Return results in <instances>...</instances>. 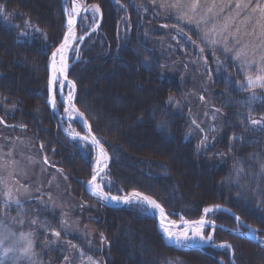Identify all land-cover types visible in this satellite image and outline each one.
Returning a JSON list of instances; mask_svg holds the SVG:
<instances>
[{
  "label": "trees",
  "instance_id": "trees-1",
  "mask_svg": "<svg viewBox=\"0 0 264 264\" xmlns=\"http://www.w3.org/2000/svg\"><path fill=\"white\" fill-rule=\"evenodd\" d=\"M89 1L102 6L103 21L91 34L94 40L91 42L90 37L81 45L80 57L70 67L69 76L77 84V105L112 156L109 169L112 180L105 189L110 188L115 194H121L122 189L144 191L155 196L176 218L179 213L198 218L206 206L222 204L258 227L264 235V174L261 173L264 128L252 125L249 119L253 118L252 114L264 113L261 99L264 95L260 93L264 89L252 93L248 87H241L243 74L236 62L233 64L222 48H210L205 29L175 12L170 0ZM205 1L206 5L216 2L224 6L225 12L239 10L235 4L241 3V0ZM63 2L0 0L3 6L0 11V115L7 122V125L0 123V136L5 138V144L15 152V157L26 155L32 146L40 156L45 153L51 165L62 167L63 171L47 165L60 178L67 176L69 194L66 193L74 203L72 218L80 224L94 223L106 235L107 244L98 252L106 264H264L261 246L219 228L214 231V242H229L232 249L212 245L202 249L168 246L151 214L135 205L104 206L85 191L80 179L91 177L94 153L87 147L86 154L65 134L47 102L49 58L66 29ZM258 2L264 3V0H251L249 9ZM120 15L126 19L122 21ZM27 22L38 26L41 32L32 38H23L20 29ZM182 40L188 42L186 54L180 48ZM120 57L152 78L149 92H129L118 79L104 77L105 69ZM189 58L193 60L191 66L201 74L199 79L190 80L185 75ZM202 79L210 92L208 109L215 114L219 126L212 146L189 135L194 120L190 105L179 108L168 102L170 96L177 99L181 92V98L190 96L191 85L198 87ZM120 95L124 98L118 103ZM64 106L60 101V111ZM136 120L146 121L145 126L131 134L129 129ZM74 124L83 131L77 121ZM144 131L151 133L153 143L146 140ZM132 135L139 140L133 141ZM168 138L174 141L171 146L163 140ZM201 168L203 176L197 172ZM236 168L243 169L239 176L234 171ZM44 179L48 182L47 173ZM4 210L5 221L12 219V215L17 216L23 221V227L37 232V244L46 238L52 241L53 228L60 231V244L65 246L63 253L71 256L59 222V216L64 214L61 208L51 210L37 197L30 196L19 208L14 204ZM213 218L231 227L238 223L227 210L216 211ZM33 220L35 223H31ZM205 231L210 233L211 227Z\"/></svg>",
  "mask_w": 264,
  "mask_h": 264
},
{
  "label": "rangeland",
  "instance_id": "rangeland-1",
  "mask_svg": "<svg viewBox=\"0 0 264 264\" xmlns=\"http://www.w3.org/2000/svg\"><path fill=\"white\" fill-rule=\"evenodd\" d=\"M170 3L171 6L179 5L178 7L171 8L175 10V12H177L180 16L183 15L187 19V21H192L193 23L205 29V33L208 34V38L206 40L208 41L210 48L213 46L215 48L219 47L224 49L223 38L224 36H228L227 43L231 51H223L224 54L228 55V57L231 58L233 64L236 62L237 69L242 72L243 82H239L241 84V87H247L246 77L248 75H252L253 78H255L256 75L261 74V65L258 62V56L256 57L257 63L253 64L251 68H249L248 64L244 62L245 60L250 62L253 59L250 48L245 49V51L247 52L246 56L242 55L240 59L236 58V52L239 51L244 46V44H258L260 41V32L257 27V23L264 24V19H261L258 14H254L251 21H248L244 24L240 23L241 21H244L245 18L249 15L250 9L252 7L243 11H232L231 9V11L227 10L225 12L224 6H219L216 4V2H210V4L206 5V1L204 2V0H198V2L197 0H170ZM72 5L73 4H71L70 7ZM235 5H237V3ZM70 7H68V9H70ZM209 9H211V11H209ZM238 11L240 12V14L239 16H236V13ZM83 17V23H85L89 27H94L100 17V12L93 14L91 9V12L85 13ZM229 20L233 21V23L229 25V32L234 31L236 27H240L241 29V31L236 34L237 37L242 41V44L240 45H237L235 43L234 38L229 35V32L221 31L223 25ZM213 24L216 25L215 30H213ZM37 27L38 26L32 25L27 22L25 26L20 29V35L23 36V38H32L34 35L40 33L36 31ZM253 29H256L255 37L245 35V33H252ZM212 39L217 40L218 43L211 44L210 40ZM181 43V51L183 52V54H186L185 47H188V42L182 40ZM77 47L78 46L74 43L73 48ZM173 47L176 46H172V48ZM258 50L259 49H257V51ZM186 60H188L189 65L185 66V75L190 80H194V77H197L199 79V76L201 75L199 73V70L191 66L193 60H191L190 58ZM202 81L203 83L200 81V85L198 87L191 85L190 90L192 89V92L189 93L190 96L186 95L181 98L182 92L180 94L178 93L177 99L174 98L173 103L179 108H182V106L186 104L190 105V115H194L193 121H195V123H193V121L191 122L189 135L197 136V139H199L200 142H202L206 146H212L218 134L219 126L216 122L215 114L212 113L210 109H208L207 101L209 100L210 92L208 91L209 88L203 79ZM56 87L59 88V84ZM199 87H201L202 89L198 90ZM248 89H250L252 93H254L257 92L256 90L264 88L259 87V85H254L252 87H248ZM69 90L70 88L65 85L63 95H68ZM260 93L264 95V92ZM201 97H203V99H201ZM261 99L264 100V96L261 97ZM55 100L56 106L58 107V98H56ZM251 117H253L252 119L261 121V124L256 125L257 127L264 128V113L255 116L254 114H252ZM64 120L66 121V123L61 120L63 130L68 129L69 132H79L78 129H76L72 124L73 119H69L67 117ZM66 134L68 135V133ZM80 134L84 135L83 133ZM205 137L207 138L205 139ZM4 139V137L0 136V165H2L4 161H7L8 167H0V178L7 180V187L12 189L14 198H19L23 203V200L25 198L35 196L43 206L48 205L51 210L61 208V210L64 211V214L59 216V222L62 223V232L65 233L67 237L65 239V242L68 243L71 249L70 257L68 255L65 256V254L63 253V249H65V246L62 247V244H60V237H54L52 241L46 238L42 241H38L37 244V232L31 230L26 226L23 227L22 224L19 223L20 220L17 216L12 215L13 218H15L16 222H14L13 218H8V221H5L6 210H4V208H8V206L14 205V203L5 205L4 200L6 199V197L4 195V192L6 191V189L3 184H0V212L3 211L2 214L0 213V220H2L5 225L9 226L12 231L16 232L17 234H19L20 232L34 233L33 250L36 255L33 258L32 264H89V256H91L93 260L100 262V264H106L104 259L101 258V256L98 254V252L107 244L105 234L102 231L98 230L97 225L94 223L92 224L89 222H85L83 224H80L76 219L72 218L74 203L71 202L67 196V193L69 194V192L66 191V183L68 184L67 176L63 175L62 178H60L58 173H56V170L48 169V166L44 163L42 156H40L37 151H33L34 148H32V146H30V149L28 151L29 153H27L26 155L20 154L19 158L17 156L15 157V152H13V150L5 144ZM74 142H76L78 146L86 154H88V148L87 145L84 144V142ZM26 148L27 146L24 149L26 150ZM13 161L16 162L14 167L12 165ZM94 167L95 164L93 165V169ZM9 173H11V175H9ZM45 173H47L48 175V182L44 181ZM99 182L103 183V181L101 180ZM21 185L28 188L27 193H24L23 189H21L20 192H16V189L20 188ZM45 195L46 198L43 197ZM64 221L67 222L66 226L63 223ZM203 233L205 237L208 236L206 234L205 228L203 229ZM206 241L207 240L201 243H205ZM81 253H83L82 258L80 256ZM66 257L67 259H65ZM17 264H29V261L26 259H21L17 262Z\"/></svg>",
  "mask_w": 264,
  "mask_h": 264
},
{
  "label": "snow or ice",
  "instance_id": "snow-or-ice-1",
  "mask_svg": "<svg viewBox=\"0 0 264 264\" xmlns=\"http://www.w3.org/2000/svg\"><path fill=\"white\" fill-rule=\"evenodd\" d=\"M155 2V0H154ZM198 2V0H197ZM251 3V0H248L247 3H244L243 0H241V3H237L236 8L243 11L249 8V5ZM179 5H172V7H178ZM92 13H98L100 12V7L98 4L91 5ZM87 12V8L81 7V5L78 3V0H73V8L67 11V32L63 36L62 42L59 43V46L56 47L52 53H51V62L49 65L50 72H51V79L50 83H57L59 82V91L62 96L61 103H66L67 106L64 107V113L68 116L69 119H73L72 113H75V119L79 120L83 126L87 129L86 135H81L79 132H69L68 129H64L66 133L70 136V138L74 141H82L89 149H92L95 151V157H94V164L95 168L93 169L92 178L87 183L91 186V194L92 196L103 200V201H111L116 203H122L125 205H135L140 209H143L146 213H152L155 216H158L159 222L161 225V230L164 233V237L169 240H174L175 243L178 246L188 247L191 245H195L199 242H203L205 240L211 241L212 236L208 235L205 237L203 233V228L208 225L209 223L214 224V221H208L205 217L213 213L214 211L221 210L220 205H214L205 207L203 209L204 216L201 217V219L196 221H185L183 217H181V221L184 224V230L183 231H174L173 229H177L180 227V225L177 224V221L170 220L169 214L166 212L164 206L157 201V199L153 198L150 195L143 194L139 191H131L129 194H122V195H111V190L109 188V191H105V187H108L110 184V181L105 180L104 178L106 176H109L110 173L108 172L109 168V161L110 156L108 151L105 149L104 143L101 142V138H98L92 131L91 125L88 123V121L85 118L84 112L80 111L79 108L76 107L74 103V91H75V83L69 82L70 84V90L68 92V95L66 98H63V90H64V83L63 81H66L68 79L67 72L69 69V54L72 53L73 57L78 59L80 56L79 48H73V44L77 41V32H76V23H77V16L81 15V11ZM0 11H3V6L0 5ZM211 11V9H209ZM240 12L238 11L236 13V16H239ZM258 14L261 19H264V3L258 2L255 7H252L250 9L249 15L245 18L244 21H241V24H244L248 21H251L253 19V15ZM187 15V14H185ZM233 23L232 20H229L226 22L221 31L223 32H229V25ZM98 27V25H97ZM257 27L260 32V41L258 44H244V46L236 52V58L240 59L242 55L246 56L247 52L245 49H249L252 52L253 59L249 62L245 60L244 62L248 64V67L251 68L253 64L257 63L256 57L258 56V62L261 65L260 67V73L259 75H256L255 78H253L252 75H248L246 77L247 80V87H252L254 85H259V87L264 88V24L257 23ZM216 25L213 24V30H215ZM36 31L41 32V30L37 27ZM93 31H95V28H93ZM241 31L240 27H236L234 31L229 32V35L232 36L235 40V43L237 45L242 44V41L237 37V33ZM256 29H253L252 33H245V35H250L252 37H255ZM46 36V33H42ZM83 36L79 37L80 40H83ZM208 38V34L205 33V39ZM228 36H224L223 43H224V51H231V49L228 47ZM211 44L218 43L217 40L212 39L210 40ZM257 49H259L257 51ZM204 49L201 48V52L203 53ZM203 99V97H201ZM174 100V97L170 96L168 98L169 104H171ZM178 103V102H177ZM50 105L54 111H56V100L55 98H52L50 100ZM63 120V117L60 118ZM250 119V123L252 125H258L261 124L260 120L257 119ZM0 123H3L2 120H0ZM195 123V121H193ZM207 137H205L206 139ZM235 139L239 140L241 137H234ZM43 145H41V148ZM10 155V153H9ZM16 162H12V165L14 167ZM44 163L47 164V157H44ZM0 167H8V162L4 161ZM62 171V170H61ZM237 176H239L240 172L243 171L241 168L234 169ZM261 173L264 174V165L261 167ZM11 175V173H9ZM98 177L100 178L103 183L98 182ZM66 179V177H65ZM0 184H3L5 186L6 191L4 192V195L6 199L4 200L5 205H8L10 203H14L18 208L21 206L22 201L19 198H14L12 189L7 187V180L0 178ZM21 189H23L24 193L28 192V188L24 187L23 185L20 186V188L16 189V192H20ZM235 216V214H233ZM14 222L15 221V218ZM235 219L237 221L240 220L239 216H235ZM19 223H23L22 220L19 221ZM31 223H35V220L31 221ZM64 225H67V222H63ZM191 225V227H189ZM252 232H256V229H251ZM189 232H191V235H189ZM52 235L59 238L61 235V232L56 230L55 228L52 229ZM33 238L34 233L28 232H20L17 234L16 232L12 231V229L5 225L2 220H0V264H17V262L21 259H26L29 261V264H32L33 258L35 257V252L33 250ZM103 239V236H102ZM220 247H227L231 248L232 246L230 244H223L220 245ZM81 258L83 257V253L80 254ZM67 259V257L65 258ZM89 264H100V262L93 260L91 256L88 257Z\"/></svg>",
  "mask_w": 264,
  "mask_h": 264
},
{
  "label": "bare ground",
  "instance_id": "bare-ground-1",
  "mask_svg": "<svg viewBox=\"0 0 264 264\" xmlns=\"http://www.w3.org/2000/svg\"><path fill=\"white\" fill-rule=\"evenodd\" d=\"M63 1H64L63 2V7H64V12H65L64 27H66L65 32H64V35H65V33L67 32V18H68L67 17V12L65 11V7L67 5H71V4L67 0H63ZM23 2H25V0H23ZM78 3L81 5L82 9L85 8V7L87 8V12H84L83 11V13L91 12V5H93V4H98L99 7H100V17H99V19H98V21H97V23H96V25L94 27H89L88 25H86L83 22H77L76 23L77 41L75 42V44L80 48L81 45L83 44V42L86 41L88 38L91 37V42L94 40V38H92L91 34L93 32V28H95V30H98L101 27V24H102V21H103V12H104V9L102 8V6L99 3L95 2V1L78 0ZM72 4H73V0H72ZM72 8H73V5L70 7V9H67V10L70 11ZM3 15L6 16V13H4ZM113 15L115 16V11H113ZM120 18L122 19V21H124L126 19V17H124V15H120ZM128 24L131 25L132 22H129L128 21ZM97 25H98V27H97ZM81 36L84 37L83 40H80L79 39V37H81ZM73 46H74V44H73ZM56 47H58V45ZM111 60H113V58H111ZM122 62H125V63H122ZM105 70H107V73L104 74V77L107 80H109V79H112V80L113 79H118L120 81V83H121L122 86L124 85V86L127 87V90L129 92H135V91H137L139 93H142L143 91L149 92L150 91L149 90V86L153 83L152 78H150V76H146L143 73V71L140 70V69L137 70L135 68V65L134 64H132L130 61H128V59L123 58V57L118 58L116 60L115 64H113L112 66H110L109 69H105ZM120 71H123L122 72V75H120ZM123 73H125V74L123 75ZM63 83H64V86H65L66 83L65 82H63ZM51 85H52V96H51V99H52V98H55L54 92H55V85H56V83L55 84L51 83ZM109 93L111 94V92H109ZM66 97H67V95H63V98H66ZM123 98H124V95H120L118 97V99H117L118 103H119L120 100H123ZM72 116L75 117V113H72ZM59 121H61V120H59ZM145 123H146V121H144V120H141V122H139L138 120H136V123H134V127H130L129 131L132 132L131 134H136L137 132L140 131V129H142L145 126ZM73 126L77 129L76 125H73ZM83 130H84V128H83ZM78 131H81V130H78ZM131 137H132L133 141H136L137 142L139 140V138H136L133 135ZM144 137H146V140H148L149 143H153L154 137L152 136V138H151V133L144 131ZM163 140L166 142V144L168 146H171L172 143L174 142V141H172L171 138L163 139ZM187 163L188 164H191V161L190 160L188 161V159H187ZM192 166L193 165H191L190 167H192ZM197 172H200V174H202V176L204 174L203 168L197 169ZM105 178H108V176H106ZM83 187H84V184H83ZM89 190L92 191L90 185H89ZM111 195H113V194H111ZM104 206H106V205H104ZM220 206H221V210H228V211L234 212V210H232L231 208H229V207H227L225 205L220 204ZM107 207H109V206H107ZM214 213L215 212L209 214V217L211 219H214L213 218V214ZM149 214H151V213H149ZM202 215H204V213H202ZM189 227H191V225H189ZM173 230L174 231H177V232L183 231L184 230V227H183V229H178L177 228V229H173ZM189 235H191V232H189ZM213 246H215V242H213Z\"/></svg>",
  "mask_w": 264,
  "mask_h": 264
},
{
  "label": "water",
  "instance_id": "water-1",
  "mask_svg": "<svg viewBox=\"0 0 264 264\" xmlns=\"http://www.w3.org/2000/svg\"><path fill=\"white\" fill-rule=\"evenodd\" d=\"M82 14H83V10L81 11V15H80V16H77V18H76L77 22H80L81 17H82ZM65 34H66V33H65ZM61 42H62V41H61ZM67 76H68V79H67L65 82H67L68 84H69V82H74V83H75L74 103H75L76 107L79 108L78 105L76 104V99H77V94H78V90H77L76 82H75L72 78L69 77L68 72H67ZM69 85H70V84H69ZM79 109H80V108H79ZM80 111H82V110L80 109ZM82 112H83V111H82ZM84 114H85V113H84ZM85 118H86V120L88 121V123L91 125V122L89 121V119L87 118L86 115H85ZM0 120L3 121V124H6V125H7V122L4 120V118H3L1 115H0ZM77 121L81 124V122H80L79 120H77ZM81 126L84 128V130H85V132H86V134H87V129H86V127L83 126L82 124H81ZM91 127H92V125H91ZM92 131H93V128H92ZM93 133L95 134L94 131H93ZM95 135H96V134H95ZM96 136H97V135H96ZM97 137H98V136H97ZM98 138H99V137H98ZM101 142H102V141H101ZM102 143H103V142H102ZM104 146H105V149L108 151L109 156H110V158H111V154H110L109 150L107 149V147H106L105 144H104ZM39 147H40V149H42L40 143H39ZM44 157H46L45 154L43 155V159H44ZM47 161H48V160H47ZM110 163H111V159H110V161H109V167H110ZM47 164L50 165L49 162H48ZM55 167H56V166H55ZM56 168H58L59 170H63L62 167H56ZM108 170H109V168H108ZM91 178H92V177H91ZM91 178L88 179V180H83V179H82L81 182L84 183V188H85L86 192H87V193H88V194H89L94 200L98 201V202L101 203L102 205H106V206L113 207V208H123V207H125V206H129V205H125V204H122V203H116V202H111V201H103V200H100V199H98V198L92 196L91 191L89 190V184L87 183L88 181L91 180ZM99 179H100V178L98 177V181H99ZM133 190H135V191H139V192H141V193H143V194H146V195H150V194H148V193H146V192H144V191H140V190H137V189H131V190L128 191V192H126L125 190H123L122 193H123V194H129V193H130L131 191H133ZM150 196H152L153 198L157 199V198H156L155 196H153V195H150ZM157 201H158L159 203H161L158 199H157ZM161 204H162V203H161ZM162 205H163V204H162ZM163 206H164V205H163ZM164 208H165V207H164ZM165 210H166V208H165ZM166 212H167V210H166ZM151 214H152V213H151ZM152 215H153V214H152ZM153 216L155 217V219H156V221H157V228H158V231H159L161 237L163 238L164 242H165L167 245H169V246H173V247H177V248H192V247H197V248H198V247L201 246V244H198V243H197V244H195V245H191V246H188V247H183V246H178V245L175 243L174 240L166 239V238L164 237V233H163L162 230H161V225H160V222H159V218H158V216H155V215H153ZM181 217H183V219H184L185 221H196V220L201 219V217L196 218V219H190V218H187V217L181 215L180 218H178V219H173V218H171L170 220H175V221H177V224L180 225V227H184V224H183V222L181 221ZM205 218H206L208 221H214V224L209 223V224L206 225V226H212L213 229H215V228H219V229L225 230V231H227V232H229V233H232V234H235V235H238V236H241V237H244V238L250 239V240L256 242V243H257L259 246H261L262 248H264V235H261V234L258 233L257 231H256V232H252L251 229H254V228L251 227L250 225L247 224L246 226L248 227V229H247V230H244V229H242V228H240V227L234 228V227H231V226H227V225H225V224L219 223V222L215 221L214 219H211V218H208V217H205Z\"/></svg>",
  "mask_w": 264,
  "mask_h": 264
}]
</instances>
